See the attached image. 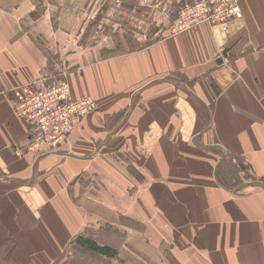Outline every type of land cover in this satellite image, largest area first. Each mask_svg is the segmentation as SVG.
I'll list each match as a JSON object with an SVG mask.
<instances>
[{"label":"crops","instance_id":"0c3cea01","mask_svg":"<svg viewBox=\"0 0 264 264\" xmlns=\"http://www.w3.org/2000/svg\"><path fill=\"white\" fill-rule=\"evenodd\" d=\"M241 9L226 30L76 59L71 97L97 110L36 159L18 153L27 131L10 100L62 68L48 74L35 44L54 55L50 24L0 7L2 256L12 241L18 264H71L68 244L84 237L116 250L110 264H264V0Z\"/></svg>","mask_w":264,"mask_h":264},{"label":"rangeland","instance_id":"374dc122","mask_svg":"<svg viewBox=\"0 0 264 264\" xmlns=\"http://www.w3.org/2000/svg\"><path fill=\"white\" fill-rule=\"evenodd\" d=\"M209 1L218 4L225 3L226 0ZM0 2H6L4 3L5 6L0 5V7L9 8L10 13L17 14V16L24 12L31 13L30 17L26 19L27 25L38 20L40 23L50 24L53 34L50 39L54 41H48V45L53 48L54 55H50V51L46 50L45 43L40 44L35 41V44L41 49L49 62L48 68L50 71L53 72L54 68H62L60 75L57 72L48 73H57V79L47 80L43 77L44 79L37 83L28 82L19 86L15 89V95L10 100L11 112L24 124L27 131L25 147L20 149L18 153L22 155L32 154L36 159L37 153L42 149H35L37 146H34L35 142H33L31 136L32 126L29 124L28 116L25 115L26 109L33 103L28 102L26 99H19L23 92L21 88L34 89L38 92L36 90L38 89L37 85L44 84L43 81L47 85L55 80L62 79L69 86L67 75L75 71L72 68L76 67L72 64L77 60H81L87 65L97 62L99 57L107 59L136 52L166 37L192 31L202 25H219V28L223 30L218 22L188 24L187 20H193L200 13L204 15L203 18H210V15H212V12L207 9V5L201 7L203 11L197 9L194 0H0ZM239 3L241 7V0ZM181 8H183V12H180ZM178 22L179 25L176 24ZM55 41L58 42L56 50L54 49ZM86 96L94 101V107L91 111L85 113L84 118L95 112L98 107L97 99L94 96ZM39 111L40 116H49L52 112L45 102H42ZM78 124L77 122L73 124L69 138ZM29 139L31 142L29 148H27ZM69 140L63 146H60L56 152L70 146ZM237 164L241 165L239 162ZM106 231L108 235H113V231L109 228ZM12 244V241L5 244L3 256L0 253V260L2 261L0 264H18L14 259L12 247L9 248ZM77 245L78 247L68 244L67 251L71 253L69 258L73 260L71 264H110L109 258L111 257L105 256L104 259L102 256L96 255L97 253L91 251L87 246ZM112 250L115 249L112 248ZM7 252L10 255H7ZM114 257L113 255L112 258ZM44 263L45 261H42L41 264ZM45 264H49L48 261ZM57 264H67V257L63 256Z\"/></svg>","mask_w":264,"mask_h":264},{"label":"built area","instance_id":"2783aa9c","mask_svg":"<svg viewBox=\"0 0 264 264\" xmlns=\"http://www.w3.org/2000/svg\"><path fill=\"white\" fill-rule=\"evenodd\" d=\"M194 1L196 8L201 11H203L201 7L207 5V9L212 12V15H210V18H203L204 15L200 13L193 20H187L188 24L218 22L223 30H226L230 20L242 17L240 0H226L225 3L218 4L208 2V0ZM180 12H183V8L180 9ZM176 24L179 25V22ZM42 85H37L38 89L36 90L38 92L34 89L21 88L23 92L19 96V99H26L28 102L33 103L26 109L25 115L28 116L29 124L32 126L31 136L33 142H35L34 146H37L35 149H42L37 153V158L56 153L60 146H63L69 139L68 136L73 124L80 123L84 119L85 113L91 111L94 107V101L88 96L80 99L70 98L69 89L64 79ZM42 102H45L47 107L51 108L52 112L49 116H40L39 110ZM30 142L29 139L27 148H29Z\"/></svg>","mask_w":264,"mask_h":264},{"label":"trees","instance_id":"16d2710c","mask_svg":"<svg viewBox=\"0 0 264 264\" xmlns=\"http://www.w3.org/2000/svg\"><path fill=\"white\" fill-rule=\"evenodd\" d=\"M77 244L87 246L91 251L97 254H101L108 257H113L115 250H112L109 246H100L95 241L84 237H78L76 240ZM79 242V243H78Z\"/></svg>","mask_w":264,"mask_h":264},{"label":"bare ground","instance_id":"6f19581e","mask_svg":"<svg viewBox=\"0 0 264 264\" xmlns=\"http://www.w3.org/2000/svg\"><path fill=\"white\" fill-rule=\"evenodd\" d=\"M68 89H69V86H68ZM69 92H70V90H69ZM70 95H71V93H70ZM70 98H72V97H70ZM73 99V98H72Z\"/></svg>","mask_w":264,"mask_h":264}]
</instances>
